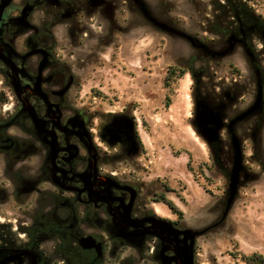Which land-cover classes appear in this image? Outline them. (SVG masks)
Wrapping results in <instances>:
<instances>
[{"label": "rangeland", "instance_id": "obj_1", "mask_svg": "<svg viewBox=\"0 0 264 264\" xmlns=\"http://www.w3.org/2000/svg\"><path fill=\"white\" fill-rule=\"evenodd\" d=\"M45 1L61 8L62 0ZM130 1L142 19L112 4L107 15L81 16L72 31L69 16L52 15L49 39L74 77L69 98L94 129L115 118L137 134L139 154L116 172L144 183L152 211L175 225L176 248L181 232L200 233L193 264H246L243 256L253 253L264 258V161L257 162L264 159V0H240L244 6L225 11L213 0ZM27 6L24 23L32 30L43 15ZM172 68L185 73L171 79ZM1 82L0 94L11 97ZM12 103L0 100V117ZM200 104L218 117L215 141L198 131ZM8 133L22 141L23 122ZM105 169L115 172L114 165ZM104 264L154 263L126 248Z\"/></svg>", "mask_w": 264, "mask_h": 264}, {"label": "flooded vegetation", "instance_id": "obj_2", "mask_svg": "<svg viewBox=\"0 0 264 264\" xmlns=\"http://www.w3.org/2000/svg\"><path fill=\"white\" fill-rule=\"evenodd\" d=\"M27 4L43 15L32 30L24 23ZM112 4L142 19L130 0H62L61 8L10 0L0 8V61L13 75L0 63L1 84L11 93L0 100L13 101L0 117V264H104L126 248L154 264L176 263L175 225L152 211L144 183L116 172L139 154L137 134L115 118L93 128L69 98L74 77L49 39L52 15L69 16L73 31L81 16L107 15ZM22 122L17 142L8 132ZM113 165L115 172L105 169Z\"/></svg>", "mask_w": 264, "mask_h": 264}, {"label": "water", "instance_id": "obj_3", "mask_svg": "<svg viewBox=\"0 0 264 264\" xmlns=\"http://www.w3.org/2000/svg\"><path fill=\"white\" fill-rule=\"evenodd\" d=\"M10 0H4L0 8L2 9L4 6L8 4ZM200 111L198 113L197 117V128L202 137H204L207 141L212 142L215 141L217 138L216 129L220 127L218 117L213 114L208 108L200 104L199 106ZM33 122L36 128H38V122L33 118ZM214 123L215 130L210 129L207 127L208 124ZM183 235L182 240V246H177V250L175 251L176 258L172 260L175 261V264H193V256H192V248L194 243V238L198 236L200 233H193L190 230H185L184 232H181ZM174 236H178V232L174 233ZM84 243L82 245L83 248H89L86 242H89L88 240H83ZM176 241V238H175ZM189 241V242H188ZM97 253L99 252V246H96Z\"/></svg>", "mask_w": 264, "mask_h": 264}, {"label": "trees", "instance_id": "obj_4", "mask_svg": "<svg viewBox=\"0 0 264 264\" xmlns=\"http://www.w3.org/2000/svg\"><path fill=\"white\" fill-rule=\"evenodd\" d=\"M223 3H221V0H213V6L217 10H227V9H235L240 6H244L240 0H222ZM228 13V11L226 12ZM176 68H172L170 72V78L172 79L174 76L180 77L184 75V70H178L176 73ZM257 154V151H256ZM254 154V155H256ZM256 160V159H255ZM260 160L264 161L263 156L259 157L257 162H260ZM160 202L164 203L171 211L177 213L178 215H181V213L176 209V207L173 205L171 201H168L165 199L163 195H161V198L159 200ZM243 261L246 264H264V258L261 257L258 254H251L250 256H243Z\"/></svg>", "mask_w": 264, "mask_h": 264}]
</instances>
